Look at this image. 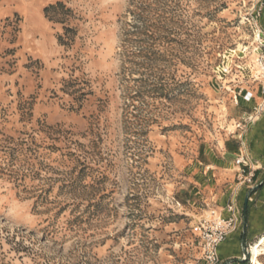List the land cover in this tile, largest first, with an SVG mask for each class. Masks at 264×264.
I'll list each match as a JSON object with an SVG mask.
<instances>
[{"label": "rangeland", "instance_id": "obj_1", "mask_svg": "<svg viewBox=\"0 0 264 264\" xmlns=\"http://www.w3.org/2000/svg\"><path fill=\"white\" fill-rule=\"evenodd\" d=\"M263 67L264 0H0V264H208V165Z\"/></svg>", "mask_w": 264, "mask_h": 264}, {"label": "crops", "instance_id": "obj_2", "mask_svg": "<svg viewBox=\"0 0 264 264\" xmlns=\"http://www.w3.org/2000/svg\"><path fill=\"white\" fill-rule=\"evenodd\" d=\"M252 116L253 120L245 128L242 136L234 135V140L227 138L218 146L219 157L211 167L212 193L211 200L214 207L223 211L229 201L235 200L238 209H241L242 225L230 233L220 244L218 253L221 258L233 259L239 252L238 242H255L264 235V112ZM261 129V130H260ZM248 155V165L256 167V175L261 177L263 183L251 194L249 201L246 197L250 186L242 187L236 183L239 169L235 165L238 152ZM261 180V181H262ZM225 214V211H223ZM245 215V224L243 218ZM243 248V247H242ZM241 252L243 253V249Z\"/></svg>", "mask_w": 264, "mask_h": 264}, {"label": "built area", "instance_id": "obj_3", "mask_svg": "<svg viewBox=\"0 0 264 264\" xmlns=\"http://www.w3.org/2000/svg\"><path fill=\"white\" fill-rule=\"evenodd\" d=\"M242 160L243 157L238 159L237 163ZM253 177V171L238 176L241 183H248L250 187H252ZM223 211L212 207L208 211V215L195 226V231L198 232L200 238L201 253L208 264H216L219 261L218 248L220 244L236 229L241 221V213L235 200L229 201Z\"/></svg>", "mask_w": 264, "mask_h": 264}, {"label": "bare ground", "instance_id": "obj_4", "mask_svg": "<svg viewBox=\"0 0 264 264\" xmlns=\"http://www.w3.org/2000/svg\"><path fill=\"white\" fill-rule=\"evenodd\" d=\"M248 253L251 264H260L259 256L264 254V235L259 239V242L250 246Z\"/></svg>", "mask_w": 264, "mask_h": 264}, {"label": "water", "instance_id": "obj_5", "mask_svg": "<svg viewBox=\"0 0 264 264\" xmlns=\"http://www.w3.org/2000/svg\"><path fill=\"white\" fill-rule=\"evenodd\" d=\"M263 183V180L260 181L257 185H255L254 187L251 188V190H249L248 194H247V197H246V202L248 201L249 197H250V193L252 190L258 188L261 184ZM243 223L245 224V215H244V218H243ZM243 254H244V259L243 260H246L247 259V256H248V252L247 250L243 247ZM238 260H242V258L238 259ZM227 263V262H226ZM224 263V264H226Z\"/></svg>", "mask_w": 264, "mask_h": 264}]
</instances>
